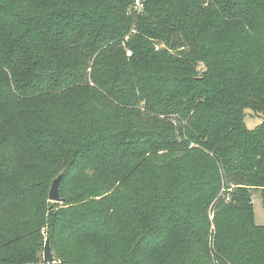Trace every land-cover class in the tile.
Segmentation results:
<instances>
[{"label": "trees", "instance_id": "trees-1", "mask_svg": "<svg viewBox=\"0 0 264 264\" xmlns=\"http://www.w3.org/2000/svg\"><path fill=\"white\" fill-rule=\"evenodd\" d=\"M136 2L0 0V264H47L43 227L53 264H172L187 249L188 264H264V0ZM179 155L205 227L148 243L163 203L141 201L144 171ZM223 184L238 194L212 206V237Z\"/></svg>", "mask_w": 264, "mask_h": 264}, {"label": "rangeland", "instance_id": "rangeland-1", "mask_svg": "<svg viewBox=\"0 0 264 264\" xmlns=\"http://www.w3.org/2000/svg\"><path fill=\"white\" fill-rule=\"evenodd\" d=\"M138 8H139L138 10L140 11L141 3L140 6H138ZM137 15H139V13H137ZM187 51H189V48H187ZM173 52H175L174 53L175 57H179L178 50L175 51L173 50ZM203 66L200 67L199 71L206 69ZM193 77L197 82H199L200 79L202 80L201 74L199 73H195ZM188 122L189 121H185V123L189 126ZM262 124H263L262 116H256L251 111L246 110L245 126L247 129L256 130ZM162 154L164 153L160 152V155ZM182 156L183 155H179L178 157L171 158L172 159L171 161L167 160V156H166L165 158H161V160L159 159V163L157 164V166H159V170L155 167H151L147 172L144 171V176L142 177L141 184L143 181H145L149 184V186L144 190L142 189L140 190V193L142 195L141 201L143 200L144 197L153 196L156 192H158L160 195V201H162L163 203V207L160 212V219L156 223H154L152 227V231L147 236L146 242L148 243H152L160 239L164 234V232H166V230L169 228L170 224L172 223H177L178 225L180 224L182 226L184 225L186 232L190 237L192 236V238L198 235V233L202 232V229L205 227L200 215V210L198 208V205L196 204L194 199L189 195V157L181 158ZM93 174L94 171L90 173L91 176H93ZM54 178L55 177H53L51 184ZM67 185L69 186L70 183L68 182ZM138 185L139 184L137 182L136 183L130 182L129 184V189H131L130 191L133 197H135L136 195V190L139 189ZM237 187L238 186L236 185L223 184L221 191L219 192V197L216 198L217 200H214L213 203L210 205L208 214H209V222L211 224L210 231L211 233L213 232L212 237L215 235L216 232V228H215L216 224L214 221V211L212 210L213 209L212 206L216 204V201H218L219 198L224 199V196L227 193V191L233 190L234 192L232 193L238 194L236 189ZM72 188L75 189V187ZM169 191H172V193ZM174 198L175 201H172L171 203L166 202L169 199L173 200ZM252 199H253L252 202H253L255 223L258 226L264 227V200L258 192L253 193ZM169 206H170V212L166 210ZM141 207L142 205L140 204V208ZM128 209L133 211L130 213L129 216H125L121 220V222L125 226L133 225L138 220L139 217V213L136 211L138 207L137 208L132 207ZM229 216H232V214H230ZM41 235L43 237V240L41 242V255L42 258L44 259L45 245L47 240H49L47 227H43L41 229ZM121 247H122V241L120 236L119 238H117V236H114L112 240H110V248L121 250ZM50 249L53 257L56 259V253L52 243L50 245ZM191 255H192V251L190 249H187V251L183 253L180 257H176L172 262V264H188V262L190 263L191 261ZM138 261L140 262V256L134 259H128V262L132 264H138Z\"/></svg>", "mask_w": 264, "mask_h": 264}, {"label": "water", "instance_id": "water-1", "mask_svg": "<svg viewBox=\"0 0 264 264\" xmlns=\"http://www.w3.org/2000/svg\"><path fill=\"white\" fill-rule=\"evenodd\" d=\"M62 175L57 177L50 189L49 193V199L52 202H60L61 201V196H60V182H61ZM44 260L47 264H53L55 263V258L53 257L50 249V242L47 240L46 245H45V251H44Z\"/></svg>", "mask_w": 264, "mask_h": 264}, {"label": "built area", "instance_id": "built-area-1", "mask_svg": "<svg viewBox=\"0 0 264 264\" xmlns=\"http://www.w3.org/2000/svg\"><path fill=\"white\" fill-rule=\"evenodd\" d=\"M140 6V0H137V7Z\"/></svg>", "mask_w": 264, "mask_h": 264}]
</instances>
